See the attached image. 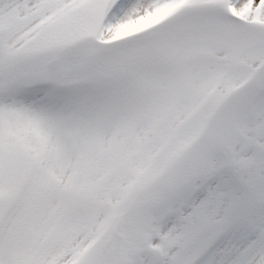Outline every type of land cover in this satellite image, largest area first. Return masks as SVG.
Instances as JSON below:
<instances>
[{
	"label": "snow or ice",
	"instance_id": "6c2138e0",
	"mask_svg": "<svg viewBox=\"0 0 264 264\" xmlns=\"http://www.w3.org/2000/svg\"><path fill=\"white\" fill-rule=\"evenodd\" d=\"M0 264H264V0H0Z\"/></svg>",
	"mask_w": 264,
	"mask_h": 264
}]
</instances>
